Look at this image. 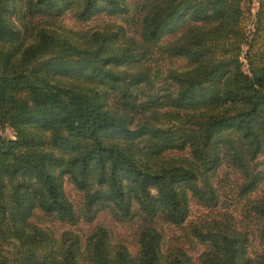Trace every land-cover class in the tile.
<instances>
[{
    "label": "trees",
    "instance_id": "trees-1",
    "mask_svg": "<svg viewBox=\"0 0 264 264\" xmlns=\"http://www.w3.org/2000/svg\"><path fill=\"white\" fill-rule=\"evenodd\" d=\"M66 13L131 14L137 37L123 25L66 27ZM154 49L187 62L168 67L171 89L141 63ZM4 126L14 136L0 132V264H264L226 213L189 223L204 246L196 259L163 248L152 223H185L191 198L214 207L225 161L242 174L241 194L264 184V0H0ZM64 179L82 192L86 218L109 206L142 219L134 253L102 225L82 238L29 221L35 210L77 220ZM250 209L264 240V191Z\"/></svg>",
    "mask_w": 264,
    "mask_h": 264
},
{
    "label": "rangeland",
    "instance_id": "rangeland-1",
    "mask_svg": "<svg viewBox=\"0 0 264 264\" xmlns=\"http://www.w3.org/2000/svg\"><path fill=\"white\" fill-rule=\"evenodd\" d=\"M138 4L137 1L132 2V7ZM133 9V8H132ZM135 18V17H134ZM136 20V19H135ZM131 18V14L126 15H97L89 20H77L71 13H66L58 21L72 29H96L104 26L123 25L125 32L128 35L137 37L136 22ZM172 36L163 38V42ZM150 64L152 71L156 73L155 87L170 88L168 81L164 79L168 67L184 68L187 66L185 59L177 56H170L167 53H160L154 49V52L147 60L141 61ZM130 67H134L139 63H132ZM167 118L163 115V122L167 123ZM0 132L9 137L14 136V131L9 126L0 127ZM188 150H170L166 151V155H187ZM264 158L259 157L256 160L257 169L264 168ZM243 177L241 172L230 162L221 163L213 176V181L218 189V203L214 207L203 205L191 198L190 213L185 223L173 225L166 221H162L160 217H156L152 222L156 227L163 232V248L179 246L186 250L194 259L204 249V246L199 243L194 237L188 233V225L190 222H200L209 219L213 215L226 213L229 215L234 224L240 228L248 229L250 233V253H259L264 251V240L260 238L258 230L261 227V221L253 214L250 209L252 201L258 198L264 191L263 182L260 183L252 191L241 194L239 184ZM64 190L68 198L72 201L76 208L78 218L74 223H66L55 219L52 215H48L40 210H35L29 217V221L39 225L49 226L53 229L56 235L64 229H70L78 233L82 238L95 226H105L110 234L113 242L123 243L132 253L137 249V232L142 223V219L135 215L127 220H120L114 215L111 207H100L96 210L92 219L85 217L83 208V194L76 189L74 185L64 179Z\"/></svg>",
    "mask_w": 264,
    "mask_h": 264
}]
</instances>
